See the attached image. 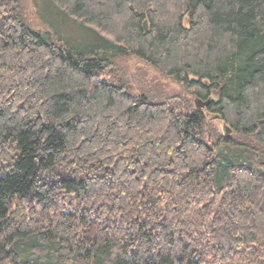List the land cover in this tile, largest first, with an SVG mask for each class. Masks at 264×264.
I'll list each match as a JSON object with an SVG mask.
<instances>
[{
	"label": "trees",
	"instance_id": "1",
	"mask_svg": "<svg viewBox=\"0 0 264 264\" xmlns=\"http://www.w3.org/2000/svg\"><path fill=\"white\" fill-rule=\"evenodd\" d=\"M24 1L0 0V264H264V0H46L83 50Z\"/></svg>",
	"mask_w": 264,
	"mask_h": 264
},
{
	"label": "rangeland",
	"instance_id": "2",
	"mask_svg": "<svg viewBox=\"0 0 264 264\" xmlns=\"http://www.w3.org/2000/svg\"><path fill=\"white\" fill-rule=\"evenodd\" d=\"M24 6L26 20L33 29L51 32L74 49L83 50L97 45L94 34L61 16L46 0H25ZM89 36H93L94 39H89ZM121 71L131 78L136 90L141 80L150 86L164 85L168 93L179 91L175 85L160 78L157 72L135 58L121 62ZM207 121H211L213 127L221 134L223 127L219 119L214 120L213 116H207Z\"/></svg>",
	"mask_w": 264,
	"mask_h": 264
},
{
	"label": "water",
	"instance_id": "3",
	"mask_svg": "<svg viewBox=\"0 0 264 264\" xmlns=\"http://www.w3.org/2000/svg\"><path fill=\"white\" fill-rule=\"evenodd\" d=\"M206 105H207L206 103H205V104L198 103V102L196 103V107H197V108H203V107L206 106ZM227 133H230V131L228 130Z\"/></svg>",
	"mask_w": 264,
	"mask_h": 264
},
{
	"label": "bare ground",
	"instance_id": "4",
	"mask_svg": "<svg viewBox=\"0 0 264 264\" xmlns=\"http://www.w3.org/2000/svg\"><path fill=\"white\" fill-rule=\"evenodd\" d=\"M210 116V115H209ZM210 118V117H209ZM218 120V119H217Z\"/></svg>",
	"mask_w": 264,
	"mask_h": 264
}]
</instances>
